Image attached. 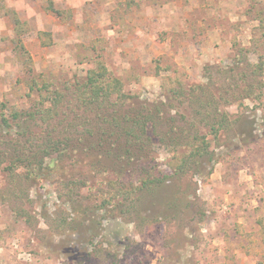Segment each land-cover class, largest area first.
<instances>
[{
  "label": "rangeland",
  "instance_id": "1",
  "mask_svg": "<svg viewBox=\"0 0 264 264\" xmlns=\"http://www.w3.org/2000/svg\"><path fill=\"white\" fill-rule=\"evenodd\" d=\"M38 1L25 23L11 12L15 32L0 39V114L31 109L39 95L29 84L40 74L63 86L103 64L137 104L172 100L180 84H228L231 69L264 60V0H85L60 14ZM253 70L240 81L254 98L220 101L229 122L207 133L198 171L174 172L192 137L177 152L156 133L150 171L161 180L142 187L146 171H91L64 157L17 193L0 167V264H264V75ZM256 79L263 85L249 89ZM172 101L173 113L195 115Z\"/></svg>",
  "mask_w": 264,
  "mask_h": 264
},
{
  "label": "trees",
  "instance_id": "2",
  "mask_svg": "<svg viewBox=\"0 0 264 264\" xmlns=\"http://www.w3.org/2000/svg\"><path fill=\"white\" fill-rule=\"evenodd\" d=\"M57 13L60 14L59 11ZM15 21L18 29L21 23L19 20ZM239 51L244 50L240 48ZM241 58L237 57L238 64ZM249 65L254 67V73L264 75V60L256 64L248 60L244 67L231 69L233 72L228 75V84L210 80L206 84L196 83L188 87L180 84L174 89L173 98L177 103L188 104L194 110L192 118L176 109L175 113L172 112L177 107L173 98L133 104V96L122 92L121 79L110 73L103 64L90 69L85 78L68 81L63 86H59L46 74H40L33 77L29 84L30 91H37L39 95L34 106L28 110L12 109L8 114H0V167L17 193L30 181L41 179L44 166L51 167L60 163L64 157L81 161V165L87 166L91 171L97 166L107 167L108 171L115 174L146 171L145 176L137 174L142 187L147 182L151 184L161 180L153 177V172L150 171L154 166L150 163L153 158L149 159L153 145L152 134L156 133L160 143L175 147L177 152H180L182 141L192 137L197 145L192 146V152L189 153L191 156L183 157L174 172H184L186 167L192 165L198 171L201 164L199 158L209 154L207 133L219 132L229 122L230 116L222 109L220 101H234L242 107L244 101L238 103V98H254L253 93L246 94V88L240 81L241 78H246L244 71ZM208 69L210 67L206 66V71ZM218 70L222 71L221 68ZM256 80L257 82L249 84V89L252 85H263ZM230 95L234 96L233 100L229 98ZM5 107L6 103L0 101V109ZM80 109L81 114L78 113ZM197 116L200 120H196ZM79 118H84L87 122L79 125ZM198 123L203 128L209 126L210 130L202 134ZM86 124L89 126H85ZM60 125L64 127L60 129ZM191 130L195 132L191 133ZM73 183V190L77 191L81 187V179L74 178ZM16 192L14 195L20 197ZM2 198L5 196L2 195ZM110 201L111 198L104 199L102 205L106 207ZM83 212H87V208ZM25 213L28 215L27 222L30 223L31 217L29 213ZM92 221L83 218L81 225L82 222ZM93 228L97 229L96 226ZM88 251V248H84V256L81 258L90 257L92 253Z\"/></svg>",
  "mask_w": 264,
  "mask_h": 264
},
{
  "label": "crops",
  "instance_id": "3",
  "mask_svg": "<svg viewBox=\"0 0 264 264\" xmlns=\"http://www.w3.org/2000/svg\"><path fill=\"white\" fill-rule=\"evenodd\" d=\"M37 0H0V39L5 38H12L13 32H15V23L13 24L14 20L11 16V14H18V18L22 22H26L30 20V15H33L30 13V6L34 5V3ZM85 0H39L38 2L46 3L45 5H49L52 9H57L58 11L62 12V10H59V6L66 7L67 9H71V7H74V3L77 4H84ZM3 6H6V9H3ZM9 7L12 8V10ZM73 12V10H71ZM12 12V13H11ZM57 12V11H56ZM71 12V14H72ZM11 13V14H10ZM37 13L40 15L41 12L37 11ZM58 20H60L58 18ZM9 53L8 51L4 50V54Z\"/></svg>",
  "mask_w": 264,
  "mask_h": 264
}]
</instances>
